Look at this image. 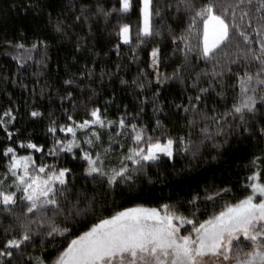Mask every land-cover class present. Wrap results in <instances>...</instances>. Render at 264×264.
Masks as SVG:
<instances>
[{"label": "snow or ice", "instance_id": "obj_1", "mask_svg": "<svg viewBox=\"0 0 264 264\" xmlns=\"http://www.w3.org/2000/svg\"><path fill=\"white\" fill-rule=\"evenodd\" d=\"M19 7L37 17L51 9L44 32L30 43L0 41L19 69L29 61L46 67L49 50L65 41L86 55H73L85 62L76 73L66 71L59 87L41 84L39 71L30 90L19 77L12 81L32 98L25 101L28 123L47 119L45 143L20 123L11 96L0 104V264H264V0H22ZM113 19L105 31L115 42L108 40V62L97 73L100 53L81 33ZM200 63L205 67L194 71ZM171 64V73L163 70ZM132 65L136 75L127 80L121 73ZM106 79L130 89L138 111L123 104L110 115L115 89L99 99ZM177 81L181 92L162 102ZM45 89L59 101V117L35 101ZM149 103L151 128L143 122ZM226 130L250 145L237 184L205 176L186 198L133 202L145 182L154 184L153 169L166 183L185 173L176 168L178 157L188 159L189 170L192 161L219 160ZM69 154L80 175L61 163ZM166 163L173 171H161ZM81 178L85 184H77ZM117 189L128 193L130 206L108 199Z\"/></svg>", "mask_w": 264, "mask_h": 264}, {"label": "trees", "instance_id": "obj_2", "mask_svg": "<svg viewBox=\"0 0 264 264\" xmlns=\"http://www.w3.org/2000/svg\"><path fill=\"white\" fill-rule=\"evenodd\" d=\"M22 0H0V41H2L5 37L9 39H21V42L25 44L30 43L34 39H36L37 33H43L45 29V25L47 24V13L51 11L49 8H43V14L39 17L36 16L34 11H29L25 14L20 9V4ZM60 9L57 8V11ZM53 16H55V12H53ZM133 21L135 20V16L132 17ZM116 24V20L113 19L111 24L105 25L103 21H100L96 27L92 28V32L88 34V27L85 25L83 27V32L81 35H87V46L93 49L96 52L100 53V57L98 58V66L97 73L99 72V67L103 66L108 62V58L104 57L103 53L108 51L111 48V44L108 43V40L111 39L113 43L115 42V37L109 35V31L112 28V25ZM108 28L109 31H105V28ZM175 27V25H173ZM183 27V25H181ZM79 31V30H77ZM102 33V35H101ZM167 44V40H165ZM66 45L64 48L57 49L53 46L48 55L50 59L47 61L46 67L37 68L32 61L28 62V65L24 69H19L16 61L12 58L13 53L10 49L6 48L3 43H0V104H3L7 99L5 93L8 96L16 101L20 106V116L22 117L20 123L28 128L29 131L35 130V135L33 139L37 143H45L46 137L44 128L47 123V119L43 122L37 124L28 123V117L25 113V101L31 100L32 98L29 96V91L21 89L20 83L17 82L15 84L12 83L13 79L19 77L23 83L28 84V89L30 90L33 87L34 81L37 79L32 73L39 71L41 75L39 76V80L41 84L47 82L48 84L55 85L59 87V82L66 78L65 72L70 71L71 73H76L77 69L84 64V60L77 59L73 60V55L77 58L81 55H86L83 53H74V42L69 43L65 41ZM124 53H127V47L122 49ZM165 52L171 53V47H166ZM142 57L146 60L147 56L145 53L141 54ZM110 58L112 62L117 61V57L114 53H110ZM176 59V57H173ZM123 63L127 64L128 60L123 59ZM193 64L196 62L193 60ZM74 65V66H73ZM109 67L111 64L109 63ZM140 67H144L143 64ZM175 64H171V66L166 65L164 67V71L171 73ZM205 65L200 63L194 71H199L203 69ZM136 65H132L125 72H122L121 75L127 79L131 80L136 75ZM3 77H7V80L4 81ZM181 85L179 81L172 85L171 89H168L165 92V95L161 97L162 102L167 100L171 101L173 99V95L179 94L181 92ZM115 89L116 96V104L112 106L110 109V115H114L116 113V106L120 105L122 107L123 104H128L129 110H137L135 107L136 100L134 95L132 94L130 89H125L124 86L120 85L119 80H115L113 83H109L107 79L105 80V89L103 90L100 99V103H103L104 98H109L111 96L112 90ZM48 89H45V94L43 96H37L35 98L36 102L44 105L41 108V111H44L47 115L48 112H55L56 116L59 117L61 115L59 110V101L57 100L55 103L49 99ZM53 92L55 89L52 90ZM37 92H39V86H37ZM147 96H151V92L148 91L145 93ZM54 99V97H53ZM231 99V94H229V100ZM180 99H176V103H180ZM67 106V105H65ZM211 107V104H209ZM217 107L223 111L224 105H217ZM172 111H176L174 108ZM169 109L165 108V112H168ZM78 119L80 117H77ZM161 119H163V114H161ZM143 122L149 125V128L153 125V110L151 103L145 106V111L143 113ZM165 123L168 124L169 121L165 120ZM226 136L228 143L225 145L223 151V155L217 161H192V168L189 170L186 166L188 165V159L178 157L176 161L177 169H185V173L182 175H171L168 176L167 182L162 183L159 180H155V169L152 170L154 184L148 185L145 182L142 191H138L134 193V195H138L139 199L133 201L135 203H144L148 206H156L157 203L163 202L158 200V197H172L173 199L178 198H186L184 194L193 187L197 180L203 181L205 176L208 177L209 182H214L219 185L224 180H229L233 184H237V175L240 174L241 179L243 177L242 172V160L245 156L248 155L250 150V145L248 143L239 142V137L235 132L228 133L226 130ZM0 139H3V135L0 134ZM219 139H223L220 137ZM23 154V150H21ZM39 157V154H36ZM49 162H51V157L47 158ZM61 163L64 166H68L73 168V170L80 175L81 167L80 162H72L70 154L61 158ZM198 165V166H197ZM167 167L168 171H173L170 165L161 166V171H164V168ZM167 175V173H165ZM77 184H85L83 178L77 180ZM87 187L91 189L93 184L91 181L87 182ZM98 187V186H97ZM238 190V189H237ZM108 199L115 200L117 204H124L126 206H130V201L128 199V193H121L119 189L115 193H110ZM203 218V217H202ZM52 255H55L53 252Z\"/></svg>", "mask_w": 264, "mask_h": 264}]
</instances>
